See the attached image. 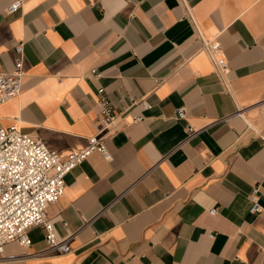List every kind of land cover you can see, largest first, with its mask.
Listing matches in <instances>:
<instances>
[{"label":"crops","instance_id":"1","mask_svg":"<svg viewBox=\"0 0 264 264\" xmlns=\"http://www.w3.org/2000/svg\"><path fill=\"white\" fill-rule=\"evenodd\" d=\"M12 1L0 71L22 42L23 87L0 129L64 157L99 133L98 91L121 120L109 159L88 156L46 210L71 252H47L34 227L0 264H264V0H21L7 14ZM198 32L219 43L224 75Z\"/></svg>","mask_w":264,"mask_h":264},{"label":"built area","instance_id":"2","mask_svg":"<svg viewBox=\"0 0 264 264\" xmlns=\"http://www.w3.org/2000/svg\"><path fill=\"white\" fill-rule=\"evenodd\" d=\"M20 7L21 0H14L5 12L13 14ZM198 40L201 50L214 64L217 74L224 75L227 64L219 57V43L204 39L200 33ZM14 53L13 70L0 71V104L17 97L23 87L22 42L14 47ZM98 94L100 99L97 109L101 122L99 133L89 137L82 149L64 157L50 150L41 140L23 133L16 125L0 129V254L10 243L29 248L31 241L28 232L34 227L43 229L47 252L61 255L71 252L69 240L57 238L46 210L64 195V177L88 156L99 153L105 159L110 157L104 144V135L113 130L121 119L115 114L114 107L103 95V91H98ZM140 104L144 108L149 107L143 101ZM176 116L179 120H185V110L178 109ZM139 120V117L133 118L134 123ZM248 198L251 202L249 212L258 213L256 187L251 190ZM209 214L215 215V210L209 211Z\"/></svg>","mask_w":264,"mask_h":264}]
</instances>
